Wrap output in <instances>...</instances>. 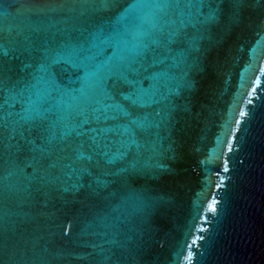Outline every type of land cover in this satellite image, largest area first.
I'll use <instances>...</instances> for the list:
<instances>
[{
  "label": "water",
  "instance_id": "95a60500",
  "mask_svg": "<svg viewBox=\"0 0 264 264\" xmlns=\"http://www.w3.org/2000/svg\"><path fill=\"white\" fill-rule=\"evenodd\" d=\"M135 2L0 0V264H264V0Z\"/></svg>",
  "mask_w": 264,
  "mask_h": 264
},
{
  "label": "snow or ice",
  "instance_id": "6c2138e0",
  "mask_svg": "<svg viewBox=\"0 0 264 264\" xmlns=\"http://www.w3.org/2000/svg\"><path fill=\"white\" fill-rule=\"evenodd\" d=\"M137 3H139V0H136V2L133 3V5L130 6V8H129L127 11H128V12L133 11V10L135 9ZM137 35H140V34L138 33ZM140 47H142V46L134 45L133 50H134V51H137ZM43 68H44V66H42V69H43ZM97 72H99V68H97ZM93 74H94V73H89L87 70L85 71V75H84V77L82 78V79H83V84H82L81 89L79 90V91L81 92V94L84 93L85 88L87 87V82H88V78H89V76H90V75H93ZM100 111H103V110L101 109ZM241 115H242V116H243V115H246V113H243V112H242ZM229 150H231V149L229 148ZM225 170H227V169H225ZM215 207H216V201L213 200L212 205H211V208H212L213 211H215ZM193 243H195V241H193Z\"/></svg>",
  "mask_w": 264,
  "mask_h": 264
}]
</instances>
